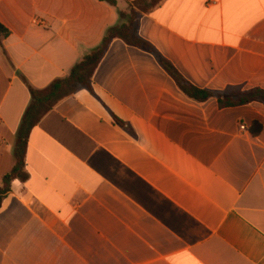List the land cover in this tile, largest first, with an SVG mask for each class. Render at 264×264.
Wrapping results in <instances>:
<instances>
[{
	"label": "crops",
	"instance_id": "1",
	"mask_svg": "<svg viewBox=\"0 0 264 264\" xmlns=\"http://www.w3.org/2000/svg\"><path fill=\"white\" fill-rule=\"evenodd\" d=\"M133 1L0 0V187L29 88L66 78ZM138 36L199 90H264V0H165ZM90 87L30 132L0 264H264V105L197 103L120 40Z\"/></svg>",
	"mask_w": 264,
	"mask_h": 264
},
{
	"label": "trees",
	"instance_id": "2",
	"mask_svg": "<svg viewBox=\"0 0 264 264\" xmlns=\"http://www.w3.org/2000/svg\"><path fill=\"white\" fill-rule=\"evenodd\" d=\"M111 7H116V0H98ZM165 0H134L127 3V11L118 13L120 25L110 28L100 45L80 63L75 65L69 75L61 80H56L43 90L29 88L30 103L21 119L14 146L15 165L11 172L2 178L0 187V206L4 197L10 191V184L14 180L25 183L28 180L24 168V157L27 140L30 132L40 121L52 111L55 105L61 100L69 97L78 89L91 91V78L97 69L102 58L108 51L113 40H120L129 47L143 51L151 55L158 66L174 81L179 90L189 99L197 103H205L215 98L218 109H231L246 106L252 103L264 105V90H240L232 89L223 94H214L208 91L199 90L188 83L178 71L147 42L138 36L139 19L154 12ZM8 36V32L0 26V41ZM253 135L259 134L261 128L256 125Z\"/></svg>",
	"mask_w": 264,
	"mask_h": 264
},
{
	"label": "built area",
	"instance_id": "3",
	"mask_svg": "<svg viewBox=\"0 0 264 264\" xmlns=\"http://www.w3.org/2000/svg\"><path fill=\"white\" fill-rule=\"evenodd\" d=\"M243 130V128H241Z\"/></svg>",
	"mask_w": 264,
	"mask_h": 264
}]
</instances>
